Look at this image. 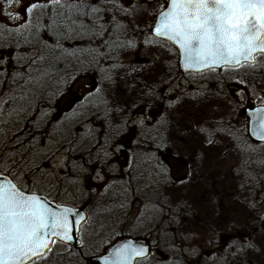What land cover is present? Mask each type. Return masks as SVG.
<instances>
[{
    "label": "rangeland",
    "instance_id": "374dc122",
    "mask_svg": "<svg viewBox=\"0 0 264 264\" xmlns=\"http://www.w3.org/2000/svg\"><path fill=\"white\" fill-rule=\"evenodd\" d=\"M131 2V14L115 15L127 26L121 39H133L137 47L114 49L99 78L82 72L70 81L73 85L56 89L50 101L43 81L32 87L13 79L26 77L43 42L27 44L20 38V44L1 46L7 63L0 64L6 69L0 73V100L11 103L0 105V158L8 164L12 158L32 161L49 174L40 193L88 212L81 232L84 255L52 264H87L86 258L125 237L151 246V255L138 264H264V145L250 139L243 103L227 88L249 84L241 89L263 104L264 79L248 83L254 72L248 67L182 75L176 50L162 41L144 42L153 39L147 26L156 0ZM121 3L130 6L128 0ZM112 15L105 14L108 23ZM81 42L89 44L87 39L70 43ZM102 69L115 75V87L108 88ZM81 85L89 92L107 88L108 103L88 96L74 106L68 90L79 96ZM141 120L147 127L138 126ZM250 241L261 251L237 253L230 247Z\"/></svg>",
    "mask_w": 264,
    "mask_h": 264
},
{
    "label": "snow or ice",
    "instance_id": "6c2138e0",
    "mask_svg": "<svg viewBox=\"0 0 264 264\" xmlns=\"http://www.w3.org/2000/svg\"><path fill=\"white\" fill-rule=\"evenodd\" d=\"M6 2L5 16L19 17L22 10L25 20L19 25L5 26L0 35L15 34L27 44H32L35 38L44 45V49L38 50L37 56L31 58L27 65L26 77L20 74L13 76L14 80L23 79L25 86L40 85L52 74L50 69L62 57H71L78 64L91 66L95 63L99 66L102 60L114 54V49L137 47L133 39H121L122 36L127 37V26L121 24L115 15L116 12L131 14L135 8L131 0H128V8L121 0ZM154 8L153 23L147 26L153 39L149 41L145 37L144 42L170 44L172 48L169 50L178 51L180 64L185 70L199 69L202 72L205 69L239 70L248 67L253 71L258 68L264 71V0H156ZM108 12L113 13L111 23L105 20ZM136 30L142 32L138 25ZM45 35L48 39L44 38ZM76 39H87L90 43L99 39L101 43L95 48L79 50L78 55L76 50L65 47V42ZM83 56L88 58L81 59ZM50 60V63H45ZM5 63L7 61L0 59V64ZM101 71L108 88L115 87V75ZM4 72L6 69L0 68V73ZM79 74V71L65 74L57 83L73 81ZM243 91L236 95H242ZM89 98H102L104 103H108L107 88L95 87L89 92ZM19 99H27L23 87ZM9 103V100H0V105ZM3 110L0 106V114ZM17 111L22 109L13 108V112ZM247 115L251 136L264 143V107H254ZM138 126L145 128L147 124L141 120ZM200 131L208 132L205 128ZM211 135L209 132V144L213 143ZM156 147L159 149L160 144L157 143ZM5 167L7 173L3 171ZM156 172L164 174L160 167ZM47 175L28 159L17 161L12 158V163L8 164L0 158V264H52L53 260L64 255L55 250L56 244L70 243L80 231L81 221L87 219L80 210L63 202L54 203L40 194ZM230 247L237 253L246 249L261 251L252 241L240 248ZM106 251V255L98 257L102 264H137L138 259H147L150 255L147 247L134 241H126Z\"/></svg>",
    "mask_w": 264,
    "mask_h": 264
},
{
    "label": "trees",
    "instance_id": "16d2710c",
    "mask_svg": "<svg viewBox=\"0 0 264 264\" xmlns=\"http://www.w3.org/2000/svg\"><path fill=\"white\" fill-rule=\"evenodd\" d=\"M45 39H48V37L45 35L44 36ZM34 40H36L34 38ZM33 44L35 43L32 42ZM89 45V46H88ZM88 46V47H87ZM97 45H95L94 42L90 43L89 44H85L84 42H81V44H79V46L77 45V47L73 46L72 43L70 42H65V47L69 48L70 50H76L77 51V54L79 55V50L81 49H88V48H95L97 47ZM55 55V54H54ZM114 55V54H113ZM84 58H88L87 56H83L81 57V59H84ZM50 61H46L45 63H50ZM71 64V68H68V65L67 64ZM73 65H76V67H73ZM104 65H106L107 67H109L110 63H108V59H105V60H102L99 64V66H97L95 63H93L91 66L87 65V64H78L77 61L73 60L71 57H62L59 61V63H56L53 65V67L50 69L51 71V75L47 76L42 83H46L48 86H49V90L48 92L46 93V99L45 100H49L51 99V96L55 95V90L56 89H60L64 86H62L60 83L58 84L57 81L60 80V78L62 77V74L65 72V71H68V69H70L69 71H71V73H74L76 71H79L80 73H86L89 72V73H92V74H97L98 75V78H99V68L101 69L102 67H104ZM52 71H55V75H53V72ZM54 76V78L52 77ZM253 79L252 80H249L248 83H260L262 79H264V71H261L259 70V68L253 72ZM255 77V78H254ZM53 79H55L54 81H56V83H54ZM246 83V82H245ZM55 86V87H54ZM234 85H229L227 86V88L234 92V96L236 97L237 100H239V104L241 103V101H243V104L241 105L242 106V111H244L245 108H248V107H253L255 104H256V98L257 97H254V96H251V95H246V89L249 87V84L247 85H244V86H240V87H236L237 89H234L233 88ZM241 88H244L245 90L243 91L242 95H236V93L240 92L242 89ZM241 99V100H240ZM53 107V106H51ZM74 257L76 260L79 259V256H78V253L75 251L69 253V254H65L63 255L62 257H60V259H65V257Z\"/></svg>",
    "mask_w": 264,
    "mask_h": 264
},
{
    "label": "flooded vegetation",
    "instance_id": "af4514ba",
    "mask_svg": "<svg viewBox=\"0 0 264 264\" xmlns=\"http://www.w3.org/2000/svg\"><path fill=\"white\" fill-rule=\"evenodd\" d=\"M8 7V5H7V2H6V0H0V30H2L5 26H8V27H12V26H15V25H19L18 23L20 22V21H22L23 20V22H24V20H25V15H24V12L21 10L20 11V15H19V19L18 20H15V18L17 17L16 15H13V16H11V17H7V16H5L4 15V13H3V9L4 8H7ZM14 36H16L15 34H9V33H4V35H0V49H3V48H1V46L2 45H4L5 47H8L9 45H11V46H13V45H15L16 44V42L17 43H19L20 44V37H16V38H18V39H16V41L14 40V38H12V39H9L10 37H14ZM4 56V57H3ZM5 56H6V58H7V55H6V53H5V50L3 49V51L2 52H0V59H4L5 58ZM13 55H10L8 58V60H12V57ZM68 65V68H71V64H67ZM70 69H68V71H65L63 74H62V76H64L65 74H72L71 73V71H69ZM53 72V75H55L54 74V72L55 71H52ZM75 83H77V82H75ZM62 86H64V85H73V83L72 84H70V81H68L67 83H60ZM80 91H79V96H76V95H73L72 94V92H71V88L68 90V94H67V96H71V99H70V101H71V103L75 106H77L79 103H81V102H83L85 99H86V97H88L89 96V86L88 85H86V86H82L81 85V89H79ZM72 104H71V106H72ZM163 179V178H162ZM48 197V196H47ZM50 198V197H49ZM52 201H54L55 199H52V198H50ZM78 208V207H77ZM79 209H81V210H83L84 212H86L87 213V217H88V212L85 210V209H83V208H79ZM86 223H84L82 226H81V228H80V234H79V239L81 240V230H82V228L84 227V225H85ZM141 241H143V240H141ZM63 246H64V248H66L67 247V250H68V252H71V251H76V252H79L80 253V250H78L79 249V247H78V249L77 248H75V247H69V246H67V245H65V244H62Z\"/></svg>",
    "mask_w": 264,
    "mask_h": 264
},
{
    "label": "water",
    "instance_id": "95a60500",
    "mask_svg": "<svg viewBox=\"0 0 264 264\" xmlns=\"http://www.w3.org/2000/svg\"><path fill=\"white\" fill-rule=\"evenodd\" d=\"M178 55H179V53H178ZM178 66H179L180 72H181L182 74H185V75H186L187 73H202V72H205V71L207 72V71H208V70H206V69L203 70L202 72H201V70H199V69L185 70V69L182 67V65L180 64V56H179V65H178ZM222 69H224V68H217V69H215V70H219V71H220V70H222ZM256 107H264V105H260V106H256ZM250 110H252V109H247V110L245 111L246 115H247V112L250 111ZM247 117H248V115H247ZM248 119H249V118H248ZM248 126H249V123H248ZM249 135H250V137H251V139H252L253 141H255V142H260V141L256 140L255 137L251 136L250 131H249ZM260 143H261V142H260ZM75 209L80 210V211H81V215L87 217L86 213H85L83 210L78 209V208H75ZM86 220H87V219H86ZM86 220L81 221L80 227L86 222ZM79 232H80V231H79ZM79 232H77V233L75 234L73 240H72L70 243H69V242H61V243H64V244H67V245H69V246H73V247H77V248H78V246L81 244V241L78 239V238H79ZM126 241H134V242H136V243H138V244H142L143 246L147 247V248L150 250V247H148L147 244H145V243H141V242H139V241H137V240H135V239H133V238L123 239V240H121V241H119V242H117V243L111 245L110 248H108L107 250H111L113 247L118 246L119 244H122V243H124V242H126ZM106 254H107V251H106L103 255H106ZM98 257H99V256H96V257H92V258L87 259V263H88V264H102V262L98 259ZM138 260H141V259H138ZM138 260H137V261H138Z\"/></svg>",
    "mask_w": 264,
    "mask_h": 264
}]
</instances>
